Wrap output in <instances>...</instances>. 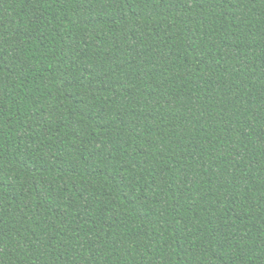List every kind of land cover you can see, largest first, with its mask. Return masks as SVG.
<instances>
[{
	"label": "trees",
	"instance_id": "obj_1",
	"mask_svg": "<svg viewBox=\"0 0 264 264\" xmlns=\"http://www.w3.org/2000/svg\"><path fill=\"white\" fill-rule=\"evenodd\" d=\"M0 264H264V0H0Z\"/></svg>",
	"mask_w": 264,
	"mask_h": 264
}]
</instances>
